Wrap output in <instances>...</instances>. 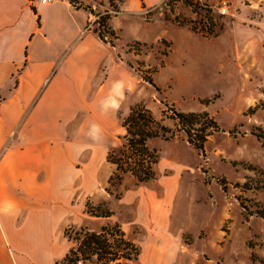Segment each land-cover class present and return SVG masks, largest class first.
<instances>
[{
	"label": "rangeland",
	"instance_id": "rangeland-1",
	"mask_svg": "<svg viewBox=\"0 0 264 264\" xmlns=\"http://www.w3.org/2000/svg\"><path fill=\"white\" fill-rule=\"evenodd\" d=\"M124 2L115 1L117 10L109 0H95L93 13L110 9V15H119ZM139 10L130 17L138 36L129 40L133 27L127 26L122 35L128 41L120 50L131 67L133 87L119 111L125 115L144 102L173 128L174 136L150 140L158 151L157 178L143 182L130 173L110 182L115 165L106 158L107 143L95 182L79 177L74 201L82 200L88 226L107 220L91 210L110 209L109 222H118L131 235L137 230L141 196L152 189L160 193L165 174H181L186 192L181 191L184 196H177L171 210L176 220L183 218L185 206L192 211L184 243L194 264H264V0L143 1ZM206 12L214 24L204 21ZM118 36L115 30L108 39L118 45ZM172 108L208 111L216 120L218 127L203 150L178 127ZM125 132L118 115L114 146ZM100 133L104 140L107 130ZM130 264L143 262L139 256Z\"/></svg>",
	"mask_w": 264,
	"mask_h": 264
},
{
	"label": "crops",
	"instance_id": "crops-1",
	"mask_svg": "<svg viewBox=\"0 0 264 264\" xmlns=\"http://www.w3.org/2000/svg\"><path fill=\"white\" fill-rule=\"evenodd\" d=\"M143 1L160 0H125L109 18L115 45L93 27V12L71 0H0V264H57L73 245L68 227L110 223L109 215L88 226L74 197L79 177L95 182L103 146H114L119 108L133 87L122 35L135 29L130 17ZM132 31L129 40L138 36ZM180 175L165 174L160 193L141 196L133 235L122 225L143 264L195 263L184 243L192 211L185 206L176 220L171 210L186 192Z\"/></svg>",
	"mask_w": 264,
	"mask_h": 264
},
{
	"label": "trees",
	"instance_id": "trees-1",
	"mask_svg": "<svg viewBox=\"0 0 264 264\" xmlns=\"http://www.w3.org/2000/svg\"><path fill=\"white\" fill-rule=\"evenodd\" d=\"M77 1L71 0L75 6H84L95 12L92 5L84 3L83 0L80 3ZM115 1L109 0L110 4L119 10ZM183 1L193 2V0ZM205 16L204 21L210 19L211 24H214L212 21L213 16H210L208 12ZM110 17L109 12L100 13L97 20L99 28H96V30L104 40L113 43L105 37L107 33L115 34L114 28L108 22ZM207 30H210V27ZM212 31L213 27L211 26ZM172 109L174 112L171 117L176 119L178 127L186 132L190 142L195 147L203 150L205 141L212 133V129L218 127L216 120L208 111ZM119 117L126 132L121 136L122 143L112 146L107 155V160L115 165V169L109 178L110 182L117 183L116 181H121L126 173L132 174L139 182L155 178L158 151L150 145V140L158 136L165 138L174 136L170 133L173 128L158 118L144 102L132 105L125 115H121L119 111ZM91 213L98 216H108L112 214V211L110 209L101 212L91 210ZM69 229L74 231L75 234L69 233ZM66 235L74 244L70 247L68 253L57 261V264H75L79 258L93 260L92 264H130L140 253L139 246L126 235L125 230L118 222L104 224L100 230L85 226H70L66 229Z\"/></svg>",
	"mask_w": 264,
	"mask_h": 264
},
{
	"label": "built area",
	"instance_id": "built-area-1",
	"mask_svg": "<svg viewBox=\"0 0 264 264\" xmlns=\"http://www.w3.org/2000/svg\"><path fill=\"white\" fill-rule=\"evenodd\" d=\"M43 2H46V1H49V0H42ZM82 0H78L77 2L78 3H80ZM110 11V9H108L107 11H106V13L107 12H109ZM100 14V13H99ZM99 14H97V15H95L94 13H93V20L91 21V24H94L95 22L97 23V18L99 17ZM97 25H98V23H97ZM108 35H109V33H107L106 35H105V37L108 39L109 37H108ZM110 42V41H109ZM85 261V259H83V258H79L78 260H77V262L75 263V264H87V263H85L84 262ZM60 264V263H59Z\"/></svg>",
	"mask_w": 264,
	"mask_h": 264
}]
</instances>
